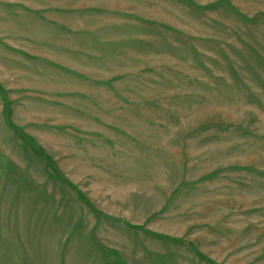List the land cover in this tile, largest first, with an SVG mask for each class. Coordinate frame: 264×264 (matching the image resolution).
Wrapping results in <instances>:
<instances>
[{"label": "rangeland", "instance_id": "rangeland-1", "mask_svg": "<svg viewBox=\"0 0 264 264\" xmlns=\"http://www.w3.org/2000/svg\"><path fill=\"white\" fill-rule=\"evenodd\" d=\"M0 264H264V0H0Z\"/></svg>", "mask_w": 264, "mask_h": 264}]
</instances>
